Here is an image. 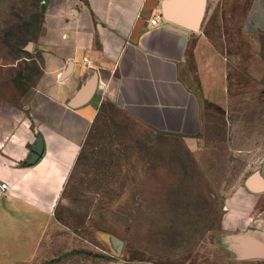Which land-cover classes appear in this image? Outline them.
<instances>
[{"label":"rangeland","instance_id":"rangeland-1","mask_svg":"<svg viewBox=\"0 0 264 264\" xmlns=\"http://www.w3.org/2000/svg\"><path fill=\"white\" fill-rule=\"evenodd\" d=\"M42 3L0 0V152L26 120L63 130L75 119V93L64 97L69 82L38 46ZM233 22L217 15L195 32L234 82L228 108L205 106L198 137L155 131L105 96L84 106L79 154L27 264H238L230 235L264 230V191L244 184L264 185V36Z\"/></svg>","mask_w":264,"mask_h":264},{"label":"crops","instance_id":"crops-1","mask_svg":"<svg viewBox=\"0 0 264 264\" xmlns=\"http://www.w3.org/2000/svg\"><path fill=\"white\" fill-rule=\"evenodd\" d=\"M162 1L45 0L46 29L38 46L46 52L48 72L69 82L66 99L98 75L96 99L79 109L67 106L75 119L63 130L26 120L3 143L0 181L8 189L0 194V264L33 261L81 148L84 106L105 96L138 122L184 138L198 137L206 105L229 107L234 82L227 63L202 45L200 33L171 28L161 17ZM154 15L161 17L157 24L150 23ZM217 15L236 18L233 24L247 35L264 36V0H207L201 27ZM38 134L43 153L27 165Z\"/></svg>","mask_w":264,"mask_h":264},{"label":"water","instance_id":"water-1","mask_svg":"<svg viewBox=\"0 0 264 264\" xmlns=\"http://www.w3.org/2000/svg\"><path fill=\"white\" fill-rule=\"evenodd\" d=\"M207 0H163L161 3V17L171 24V28L196 32L199 30L206 9ZM45 3H42V9ZM97 76L93 74L80 85L79 89L69 99L67 106L79 108L87 104L97 89ZM31 153L27 165L37 162L43 153L44 145L41 135H37L30 147ZM246 188L253 192H263L264 185L257 174H250L244 181ZM231 248L238 259L259 258L264 259V233L240 232L229 237Z\"/></svg>","mask_w":264,"mask_h":264},{"label":"built area","instance_id":"built-area-1","mask_svg":"<svg viewBox=\"0 0 264 264\" xmlns=\"http://www.w3.org/2000/svg\"><path fill=\"white\" fill-rule=\"evenodd\" d=\"M161 19L160 15H154L151 19H150V23L151 24H157L159 22V20ZM8 186L4 181H0V194L4 193L5 191H7Z\"/></svg>","mask_w":264,"mask_h":264}]
</instances>
